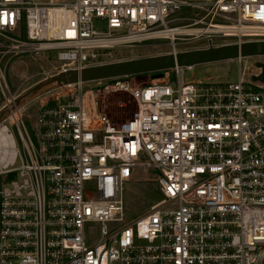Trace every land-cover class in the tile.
Masks as SVG:
<instances>
[{
	"label": "built area",
	"instance_id": "2783aa9c",
	"mask_svg": "<svg viewBox=\"0 0 264 264\" xmlns=\"http://www.w3.org/2000/svg\"><path fill=\"white\" fill-rule=\"evenodd\" d=\"M157 40L174 54L264 42V0H0V102L17 97L5 73L19 56L56 52L60 72ZM252 76L187 81L177 68L65 87L12 113L0 264H264V84ZM120 94L130 111L115 122ZM149 170L161 199L130 222L124 186Z\"/></svg>",
	"mask_w": 264,
	"mask_h": 264
},
{
	"label": "rangeland",
	"instance_id": "374dc122",
	"mask_svg": "<svg viewBox=\"0 0 264 264\" xmlns=\"http://www.w3.org/2000/svg\"><path fill=\"white\" fill-rule=\"evenodd\" d=\"M56 3H67L72 0H55ZM190 13L189 9H182L176 14L177 17H183ZM182 23V22H181ZM178 23V24H181ZM99 27H102L98 25ZM163 40L148 41L137 48H120L109 51L101 56L99 64L117 62L122 60L137 59L149 56L169 54L170 49ZM203 44H192L189 50H196ZM164 46V47H160ZM186 50V51H189ZM184 52V51H183ZM56 52L48 51L35 56L25 55L19 56L9 65L5 75L8 84L11 87L12 93L18 96L23 91L41 81L46 74H55L58 72V63L56 62ZM264 58H245L234 61H223L211 64L197 65L190 69H184V79L187 81L202 80V81H219L236 83L239 80L241 71L247 75H258L260 70L255 67L257 60ZM172 74V73H171ZM173 75V74H172ZM159 76L142 75L132 77L131 81L134 85H142L150 82ZM62 92V89L53 92L51 95L56 96ZM128 96L118 95L113 98L112 109L109 114L115 122H120L129 114V105L126 109H118L117 101H125L129 103ZM3 102H0V107ZM4 106V104H3ZM29 112L33 111L35 106L30 105ZM33 121V119L31 120ZM32 124V122H30ZM29 125V124H28ZM18 140L16 132H14ZM124 206L126 217L130 222H134L142 215L146 214L150 208L161 199L160 187L158 184V175L154 171L139 172L134 180L127 183L123 189ZM101 234L100 226L97 223H89L85 227V239L88 242L98 240Z\"/></svg>",
	"mask_w": 264,
	"mask_h": 264
},
{
	"label": "water",
	"instance_id": "95a60500",
	"mask_svg": "<svg viewBox=\"0 0 264 264\" xmlns=\"http://www.w3.org/2000/svg\"><path fill=\"white\" fill-rule=\"evenodd\" d=\"M255 57H264V42L209 47L46 74L44 79L23 91L13 102L0 108V125L15 111L21 110L36 100L65 87L142 75L161 76L163 72L177 68L190 69L197 65ZM255 67L260 70V73L253 75L252 81L264 84V62H256Z\"/></svg>",
	"mask_w": 264,
	"mask_h": 264
}]
</instances>
